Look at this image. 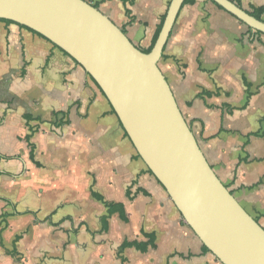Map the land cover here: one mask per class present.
<instances>
[{
  "label": "crops",
  "instance_id": "crops-1",
  "mask_svg": "<svg viewBox=\"0 0 264 264\" xmlns=\"http://www.w3.org/2000/svg\"><path fill=\"white\" fill-rule=\"evenodd\" d=\"M85 1L140 49L170 2ZM158 66L209 165L264 228V34L195 0L181 7ZM92 191L122 203L128 220L116 212L104 226L107 208ZM150 235L155 246L143 250ZM0 264H222L149 173L92 77L42 35L3 20Z\"/></svg>",
  "mask_w": 264,
  "mask_h": 264
},
{
  "label": "water",
  "instance_id": "water-1",
  "mask_svg": "<svg viewBox=\"0 0 264 264\" xmlns=\"http://www.w3.org/2000/svg\"><path fill=\"white\" fill-rule=\"evenodd\" d=\"M211 1L264 34V20L234 1ZM183 3L170 0L148 53L85 0H0V19L42 35L83 67L184 221L222 264H264V228L209 165L158 66Z\"/></svg>",
  "mask_w": 264,
  "mask_h": 264
},
{
  "label": "trees",
  "instance_id": "trees-1",
  "mask_svg": "<svg viewBox=\"0 0 264 264\" xmlns=\"http://www.w3.org/2000/svg\"><path fill=\"white\" fill-rule=\"evenodd\" d=\"M123 2H125V1H128V0H122ZM232 1H234L239 7H242V8H244L250 15H252V16H254L255 18H257V19H259V20H263V18H262V16H263V14H264V7L263 6H257V5H255V4H253V3H250L249 4V6L247 7V8H245L244 7V4H243V1L242 0H232ZM195 2V0H184V3H183V5H182V7L184 6V5H186V4H193ZM217 7H219L220 9H222L220 6H218L216 3H214ZM96 7V6H95ZM126 13H129L128 11L126 12ZM164 18H165V15L162 17V20H161V23L159 24V26H158V28H157V30H156V32L154 33V35H153V39H152V43H151V45L148 47V48H146V49H141L143 52H145V53H148V52H150L151 51V49H152V47H153V45H154V43H155V41H156V38H157V36H158V34H159V31H160V29H161V27H162V23H163V20H164ZM0 20H3V21H6V22H13V21H11V20H8V19H0ZM132 21V20H131ZM130 21V22H131ZM21 26H23V25H21ZM23 27H25V26H23ZM27 28V27H26ZM29 29V28H28ZM248 30L250 31V32H254L255 34H257V35H261L262 33L261 32H259V31H256V30H253V29H251V28H249L248 27ZM36 33V32H35ZM125 33V32H124ZM40 35V34H39ZM244 83L246 84V85H248L247 84V82H245L244 81ZM262 136H263V138H264V132H263V134H262ZM30 137H31V134H28L27 136H26V141L28 142V144L30 145V148H31V151H30V157L32 158V159H34V155H33V151H34V145H31V143H29V139H30ZM148 171H149V173L152 175V176H154L152 173H151V171L148 169ZM144 192V193H146V191L145 190H143V189H137V192ZM126 194H127V196H128V198L129 199H132V198H134V196L133 195H131L130 194V189H129V187H128V189L126 190ZM92 195L94 196V198H96L97 200H99L100 202H102L103 204H104V206H106V208H107V216H104V218H103V222H104V226H106L107 225V219H108V217H110L111 216V214H113V213H118L119 214V216L121 217V219L122 220H124V221H127L128 219H127V217H126V213H125V209H124V205L122 204V203H117V202H110V201H107V200H105L104 199V197L102 196V195H100V194H98V193H96V192H94V191H92ZM154 236L153 235H150V239H149V241H147L145 244H143V250H147V247H148V245H150L151 247H154L155 246V242H154ZM135 245V246H141L142 244L141 243H133V242H125V243H123V245H122V247L123 248H125L126 246H131V245ZM203 248H204V250L206 251V252H210L208 249H207V247H205L204 245H203Z\"/></svg>",
  "mask_w": 264,
  "mask_h": 264
}]
</instances>
